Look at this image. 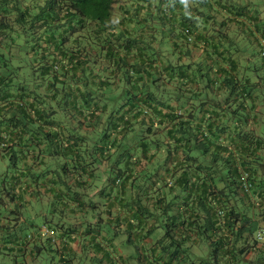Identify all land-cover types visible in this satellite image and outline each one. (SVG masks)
I'll return each mask as SVG.
<instances>
[{
	"label": "crops",
	"instance_id": "0c3cea01",
	"mask_svg": "<svg viewBox=\"0 0 264 264\" xmlns=\"http://www.w3.org/2000/svg\"><path fill=\"white\" fill-rule=\"evenodd\" d=\"M131 1L124 4L128 9L115 10L116 23L135 14L132 4L141 0ZM188 2L189 21H181L178 7L174 22L162 23L166 6L158 12L152 4L135 14L138 21L148 18L145 26L123 29L153 48L155 74L166 81L159 92L166 90L170 108L184 112L181 121L201 124L213 142H225L217 146L218 163L206 171L204 158L190 159L197 156L194 136L180 144L165 132L140 140L122 127L100 124L108 134L102 137L95 124H65L59 127L69 140L57 143L55 152L44 134H35L16 166L4 161L9 167L0 182V264H235V255L209 259L206 242L178 216L184 209L186 218H204L203 208L184 206L191 191L176 183L187 168L185 183L203 178V190L208 178L214 191L235 190L227 158L246 162L255 187L236 205L243 202L240 210L258 223L260 244L250 246L239 264H264V234H257L264 230V0ZM178 148L185 149L179 161ZM164 194L171 220L153 206ZM173 194L179 195L177 205ZM228 202L235 208V196ZM43 227L53 234L43 235Z\"/></svg>",
	"mask_w": 264,
	"mask_h": 264
},
{
	"label": "trees",
	"instance_id": "16d2710c",
	"mask_svg": "<svg viewBox=\"0 0 264 264\" xmlns=\"http://www.w3.org/2000/svg\"><path fill=\"white\" fill-rule=\"evenodd\" d=\"M129 2L133 3L131 0H0L2 161L16 166L24 156L27 138L35 134H44V140L50 141L49 147L57 152V143L62 147L69 140L60 131L61 125L95 124L96 135L103 137L108 134L100 124H111V130L122 127V132L140 140L165 132L167 138H176L175 142L180 144L194 136L197 156L190 159L204 158L201 163L206 171L218 163L215 152L225 142L219 139L213 142L201 124L181 121L184 112L170 108L166 90L159 92L166 81L161 84L155 74L158 58L151 53L153 48L123 29L127 24L145 26L148 18L138 21L136 15L140 17L152 4L158 12L166 6L169 14L161 17L162 23H173L178 7L183 10L181 21H189L187 7L191 4L188 0H141V4L136 1L132 4L136 15L132 13L127 15L128 19L124 17L116 23L115 10L128 9L124 4ZM185 31L190 29L184 28L183 32L187 41L193 42L191 33ZM155 125L158 128L152 132ZM182 150L185 149L176 150L177 161ZM225 163L232 172L235 190L229 188L227 192L225 186L214 191L208 178V188L203 190L200 186L205 183L203 178L191 176L193 184L185 183L184 177L189 175L187 168L176 183L191 191L184 206L192 205L193 212L203 208L204 218H186L189 211L184 209L178 216L184 220L182 226L186 230L190 229L197 239L206 242L209 259H215L216 254L235 255V264H239L250 246L257 248L260 244L255 238L258 223L248 212L240 210L243 202L236 205L252 195L254 179L245 168L246 162L238 165L227 158ZM243 173L248 175V190L244 187ZM176 183L171 180V186L167 187L173 191ZM234 196L235 208L228 202ZM173 197L177 205L179 195ZM154 199L151 201L156 210L161 209L170 220L175 218L171 209L164 206L167 195ZM170 232L168 229L166 235ZM260 232L264 234V230L257 234Z\"/></svg>",
	"mask_w": 264,
	"mask_h": 264
},
{
	"label": "built area",
	"instance_id": "2783aa9c",
	"mask_svg": "<svg viewBox=\"0 0 264 264\" xmlns=\"http://www.w3.org/2000/svg\"><path fill=\"white\" fill-rule=\"evenodd\" d=\"M185 33L189 34L190 32L189 31H185ZM189 41H192V39L190 38ZM243 176L244 177L242 178V180L244 182V187L248 190L249 187H250L249 181H248V175H247V173H243ZM42 233H43V235L48 236V235L53 234V231H50L48 228L43 227L42 228ZM262 235H263V233H261V232L258 234L260 239L262 238Z\"/></svg>",
	"mask_w": 264,
	"mask_h": 264
},
{
	"label": "rangeland",
	"instance_id": "374dc122",
	"mask_svg": "<svg viewBox=\"0 0 264 264\" xmlns=\"http://www.w3.org/2000/svg\"><path fill=\"white\" fill-rule=\"evenodd\" d=\"M26 80H27V78H26ZM9 166L7 165V163H5L4 161H2L1 159H0V182H2V180L4 179V176L6 175V173H7V168H8ZM0 185H1V183H0Z\"/></svg>",
	"mask_w": 264,
	"mask_h": 264
}]
</instances>
